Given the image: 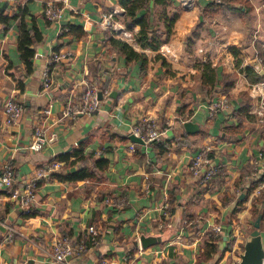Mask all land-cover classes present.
I'll list each match as a JSON object with an SVG mask.
<instances>
[{"label": "crops", "instance_id": "obj_1", "mask_svg": "<svg viewBox=\"0 0 264 264\" xmlns=\"http://www.w3.org/2000/svg\"><path fill=\"white\" fill-rule=\"evenodd\" d=\"M211 1L147 0L137 14L146 15L148 35L159 44L152 49L149 38L139 40L140 24L128 25L121 0H0L8 16L0 21V172L6 162L16 171L13 187L0 188V264L240 261L258 194L253 190L244 208L232 211L246 187L258 182L252 172L264 171V0L231 12L210 10ZM48 2L62 9L59 21L47 17ZM22 26L32 36L31 68L20 48ZM111 37L144 53L145 68L128 60ZM56 51L70 57L54 64L52 86L44 89L46 59ZM204 64L215 69L214 84L204 81ZM248 66L258 75L247 73ZM227 76L233 82L225 91ZM89 87L102 93L99 109L64 116ZM10 97L24 105L13 124L5 122ZM219 100L224 105L214 111ZM189 120L197 131L186 130ZM146 121L164 133L134 142V125ZM38 127L48 142L34 150L29 145ZM204 148L216 170L205 182L189 166ZM74 149L100 178L60 180L56 175L78 168L61 166L40 179L35 214L27 215L15 190ZM90 226L99 232L97 242ZM260 230L264 237V220ZM166 232L164 241L141 247L142 234ZM61 236L84 240L87 249L54 262L50 251Z\"/></svg>", "mask_w": 264, "mask_h": 264}, {"label": "built area", "instance_id": "obj_2", "mask_svg": "<svg viewBox=\"0 0 264 264\" xmlns=\"http://www.w3.org/2000/svg\"><path fill=\"white\" fill-rule=\"evenodd\" d=\"M45 13L51 20L59 21L63 17L62 9L54 8L53 5L48 2L45 6ZM70 57V52L56 51L51 53L46 59V65L42 72V83L44 89H49L53 83V67L54 64L66 60ZM256 68H259V63L255 64ZM225 100H219L214 103L213 110L220 108L224 105ZM100 107V95L99 91L95 87H89L85 90L82 101L75 107L67 108L64 112V116H76L78 114H92ZM264 107V105H263ZM24 105L15 97H10L4 106L5 122L7 124L15 123L23 114ZM49 112V110H48ZM133 134L140 137L144 142H150L154 139H158L162 136L164 131H161L154 121H146L134 125L132 129ZM48 139L45 132L41 127H38L35 131L34 139L29 145V148L34 150H41ZM130 148L135 149V143H132ZM209 148H204L198 151L191 160L190 169L193 176L198 177L200 181H208L215 174V167L212 165L209 153ZM61 169V163L55 161L46 169L38 168L35 173L26 178L22 189H16L15 194L20 197L21 205L29 211L30 206L36 197V189L38 187L40 179ZM252 175L258 181V185L254 189V193L259 194L264 191V171L256 169L252 172ZM16 181V171L12 163L6 162L0 172V188L8 189L13 187ZM213 230L219 232L221 230L220 225H213ZM90 239L93 242H97L99 232L94 226L89 227ZM13 237V229L10 230L6 239ZM87 249V243L84 240L74 241L69 236H61L53 242L52 249L50 251V257L54 262H64L69 255H78ZM100 264H109L108 261H101ZM264 264V263H263Z\"/></svg>", "mask_w": 264, "mask_h": 264}, {"label": "trees", "instance_id": "obj_3", "mask_svg": "<svg viewBox=\"0 0 264 264\" xmlns=\"http://www.w3.org/2000/svg\"><path fill=\"white\" fill-rule=\"evenodd\" d=\"M147 0H121V4L126 9L127 14L131 17L130 21H128V25L133 24H140L141 28L139 31V40L140 42L144 43L147 38L150 39L149 45L152 49H157L159 47L158 42L156 39L152 36L148 35V22L146 20V15L138 16L137 12L139 9L143 8L146 5ZM208 8L210 10H213L214 12H231L237 9H242L243 7L249 8L250 2L249 0H212L210 3H208ZM8 19V16L3 13V9L0 10V21H6ZM75 26L70 25V29L73 30ZM22 30L24 32L21 40H20V48L22 50V56L28 67L31 68V59L34 56V50L28 47V44L32 42V36L30 35V30L24 28L22 26ZM70 30V31H71ZM34 35L38 37V39H41V35L38 33L36 29H34ZM111 40L118 49L126 56L128 60H140L142 62V69L145 68L147 57L144 53H141L139 51H136L132 45H130L128 42L120 40V39H114L111 37ZM204 68L206 73L203 74L204 81H207L209 83H213L215 81V69L211 67L210 64H204ZM247 73L253 72L256 75L258 73L256 71H253L251 67H247L246 69ZM258 78H262V76H258ZM224 79H226L225 82V88L224 90L227 91L232 82L233 77L227 76ZM71 157H74L72 160ZM58 162L61 163V166L65 165L64 167H73L77 165V170L69 172L65 175H56L58 179L65 180V181H76V180H82V179H96L100 178L99 174L96 172L94 168L87 165L85 162V157L81 153V149H74L70 153L61 155L60 158H58ZM107 162V161H106ZM100 161H95L94 166L98 167V164ZM241 178L238 179L237 185L240 184ZM40 182V181H39ZM258 185V182H253L251 186L248 188L246 187V195L243 198H238L237 203L232 211V214L234 215L238 211L242 210L244 208V203L248 200V196L253 192L254 188ZM254 208H253V215L258 216L260 213L263 214L264 220V191L258 194L256 199L253 202ZM27 215L31 216L35 214V211H32V205L30 206L29 211H26ZM263 227V222H262Z\"/></svg>", "mask_w": 264, "mask_h": 264}, {"label": "water", "instance_id": "obj_4", "mask_svg": "<svg viewBox=\"0 0 264 264\" xmlns=\"http://www.w3.org/2000/svg\"><path fill=\"white\" fill-rule=\"evenodd\" d=\"M67 23L68 21H62ZM102 93H99L100 96ZM113 94V92L111 93ZM184 126L188 132H195L198 130V124L189 120L184 123ZM134 142L144 143V140L140 137L132 134L130 137ZM263 214H259L254 221V228L250 234L246 237L244 251L241 253L240 261L237 264H263L264 263V237L262 236L260 226ZM166 233H156L145 235L142 234L139 238V242L142 248H147L156 245L167 238Z\"/></svg>", "mask_w": 264, "mask_h": 264}, {"label": "rangeland", "instance_id": "obj_5", "mask_svg": "<svg viewBox=\"0 0 264 264\" xmlns=\"http://www.w3.org/2000/svg\"><path fill=\"white\" fill-rule=\"evenodd\" d=\"M256 217H257V216H252L251 220L248 221V222H249V225H248V227H247V231L249 232L248 235L250 234V232H251V231L253 230V228H254L253 223H254ZM248 235H247V236H248Z\"/></svg>", "mask_w": 264, "mask_h": 264}]
</instances>
